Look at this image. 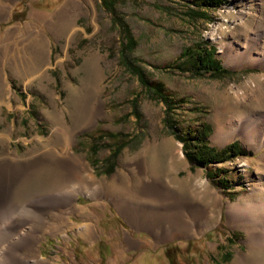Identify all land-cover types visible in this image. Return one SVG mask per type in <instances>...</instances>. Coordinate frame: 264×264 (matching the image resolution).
Segmentation results:
<instances>
[{
	"label": "rangeland",
	"instance_id": "rangeland-1",
	"mask_svg": "<svg viewBox=\"0 0 264 264\" xmlns=\"http://www.w3.org/2000/svg\"><path fill=\"white\" fill-rule=\"evenodd\" d=\"M115 2V15L136 43L131 60L149 81L161 83L173 101L188 100L174 108L179 130L194 122L192 106L202 108L206 112L201 120L211 125L209 145L220 149L238 142L247 154L209 166L213 174L224 171L216 172L215 178L206 168L189 164L182 143L163 123L164 105L150 100L139 80L121 65L122 36L101 0H3L9 12L3 14V33L8 35L3 75L8 87L3 88L0 165L15 162L24 167L19 179L15 174L3 180H16L10 190L23 197L24 204L65 189L78 191L88 176L107 185L113 172L115 178L127 175L135 182L179 187L201 210L207 207L206 231L198 240L170 246L161 255L144 252L130 264H235L236 254L246 251V233L228 223L225 202L241 204L258 198L264 171L255 160L264 146L254 151L242 137L223 145L211 138L218 126L230 130L237 119L264 105V69L231 62L221 46L232 43L240 48L244 25L250 32L262 18L264 0H222L217 9L207 11V19L197 20L188 14L191 0ZM64 5L70 17L60 32L50 23ZM40 15L50 22L35 19ZM13 35H23L22 41ZM199 40L216 49V58L234 72L232 77H197L173 67L181 49ZM16 42L21 43L18 48L13 47ZM98 135L103 139L93 155L89 149ZM66 157L79 166V175L68 182L62 179L61 168ZM109 165L110 174L105 172ZM221 176L229 181L227 191L217 184ZM86 203L80 194L74 197L70 231L81 222L80 209ZM104 207L111 209L109 203ZM14 235L19 234L3 235L0 225V264H10L13 247H3V240ZM44 237L47 241L40 245L29 237L36 247L24 264H81L77 248L64 249L70 233L50 232Z\"/></svg>",
	"mask_w": 264,
	"mask_h": 264
},
{
	"label": "crops",
	"instance_id": "crops-1",
	"mask_svg": "<svg viewBox=\"0 0 264 264\" xmlns=\"http://www.w3.org/2000/svg\"><path fill=\"white\" fill-rule=\"evenodd\" d=\"M0 1V132H3V88L8 87L3 75V48H7L8 35L3 33V0ZM22 36L12 37L22 41ZM20 45L16 42L13 47ZM20 168L24 167L19 163L3 162L0 165L1 186L10 172L17 174L19 179L23 171L19 172ZM61 168L64 182L79 175V166L70 157L62 161ZM113 176L114 172L107 185L102 179L88 176L87 183L81 184L78 191L65 189L37 196L25 204L23 197L3 194L2 187L3 210L11 206V202L15 207L3 222V235L19 234L3 240V247H21L31 242L36 247L29 237L37 239L40 245L47 241L45 234L62 231L71 235L64 249L77 248L81 264H130L144 252L160 254L170 246L198 240L206 231L207 207L201 210L179 187L164 188L150 182H135L127 175ZM77 194L87 203L80 209L81 222L70 231L73 200ZM105 203H109L111 209H105Z\"/></svg>",
	"mask_w": 264,
	"mask_h": 264
},
{
	"label": "trees",
	"instance_id": "trees-1",
	"mask_svg": "<svg viewBox=\"0 0 264 264\" xmlns=\"http://www.w3.org/2000/svg\"><path fill=\"white\" fill-rule=\"evenodd\" d=\"M115 0H101V6L112 14V24L121 34V44L119 47L120 63L127 72L135 76L141 86L144 88L146 96L153 101L162 103L165 107L163 123L174 132V135L182 143L183 153L187 161L191 166L206 168L213 164H223L227 162H233L239 157H243L247 154L246 150L238 143L232 142L226 146L217 149L209 145L208 137L211 134V125L208 122L202 121L201 117L206 112L202 108L191 107L190 112L196 115L194 122L187 123L181 130H179L176 120L173 118L176 106L182 107L188 100L180 98L177 101H173L170 94L165 91L164 86L156 81H149L141 69L130 58V52L135 48V41L131 37L130 32L126 24L123 23L121 18H118L114 13ZM222 0H191L190 4L192 8L189 11V17L192 20L207 19V11H213L217 9ZM177 71L183 73H189L192 76L204 77L207 75L213 79H223L225 77H232L234 72L223 68L221 62L216 58V49L205 40H199L191 45L181 49V52L175 62L174 66ZM114 137V136H111ZM103 137L99 138V135L92 144L89 151L93 155L98 153L97 142L102 141ZM105 146H107L105 144ZM114 155V154H112ZM110 158H113V156ZM113 170V166H107L105 172L110 174ZM216 172L221 175L224 174L223 170H215L214 174L209 171L208 176L215 178ZM217 184L227 191L229 189V181L221 176L217 180Z\"/></svg>",
	"mask_w": 264,
	"mask_h": 264
},
{
	"label": "bare ground",
	"instance_id": "bare-ground-1",
	"mask_svg": "<svg viewBox=\"0 0 264 264\" xmlns=\"http://www.w3.org/2000/svg\"><path fill=\"white\" fill-rule=\"evenodd\" d=\"M3 14L8 15V9L3 8ZM69 17L70 16L66 15L64 5L56 11V17L50 24L54 30L57 29V31L62 32L63 29H65L66 24L69 22ZM35 19L42 23L50 22V20H48L50 18L47 19L41 15ZM241 38L242 45L239 49L232 43L223 44L221 49L228 56L231 62L240 63L242 67L262 65V68L264 69V12L262 18L258 21V23H256V25H254L250 32H248L244 25ZM235 104L239 105L238 103ZM237 137H242L254 151H257L264 146V105L260 103L254 114H247L240 119H237L230 130H226L225 128L218 126L211 140L214 143L223 145L230 139ZM255 162L257 168L264 171V153L257 160H255ZM12 175L13 172H10L8 177ZM14 183H16V180L6 179L3 180V186L0 184V225H3V222L8 215L13 213L15 210L12 202L10 203L11 206H8L3 210L4 202L1 190L3 187V194L12 195L10 187H12ZM257 195L258 198L256 200L249 201L247 199L241 204L232 203L231 201L225 202L228 223L233 225L235 228L242 229L246 233V251L243 253L238 252L236 254L233 261L235 264H264V184L260 186ZM33 247L34 246L30 243L21 247L11 248L10 264L26 263L31 250L34 249ZM31 256L34 257V254Z\"/></svg>",
	"mask_w": 264,
	"mask_h": 264
}]
</instances>
